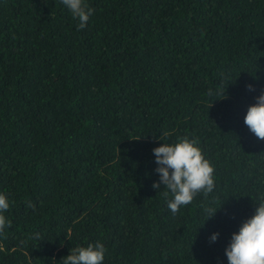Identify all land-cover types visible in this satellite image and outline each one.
<instances>
[{"label": "trees", "instance_id": "trees-1", "mask_svg": "<svg viewBox=\"0 0 264 264\" xmlns=\"http://www.w3.org/2000/svg\"><path fill=\"white\" fill-rule=\"evenodd\" d=\"M86 3L77 30L60 0H0V264L96 242L103 264H228L264 198V140L244 123L264 91V0ZM185 135L215 189L173 215L152 149Z\"/></svg>", "mask_w": 264, "mask_h": 264}, {"label": "clouds", "instance_id": "clouds-1", "mask_svg": "<svg viewBox=\"0 0 264 264\" xmlns=\"http://www.w3.org/2000/svg\"><path fill=\"white\" fill-rule=\"evenodd\" d=\"M67 7L73 18L78 20L77 30H82L92 16L94 9L89 7L86 0H60ZM252 91V85H246ZM223 89H209L207 95L226 98ZM256 102L249 105L244 116V123L254 135L264 140V91L257 97ZM157 167L155 172L159 181H154L152 187L167 189L162 194L172 199L167 201V207L173 215L181 207L191 204L198 194L206 199L215 189V168L205 158L199 141L196 138L181 136L175 143H162L152 149ZM29 207H34L28 202ZM9 200L5 194L0 193V233L11 222L4 213L9 209ZM218 208V207H217ZM217 208L205 209L207 218L213 217ZM219 233H213L210 241H215ZM39 240V234L35 237ZM106 248L100 243H89L86 247L77 246L63 257V264H103ZM228 264H264V198L257 203L254 214L246 219L238 232H233L225 248Z\"/></svg>", "mask_w": 264, "mask_h": 264}]
</instances>
